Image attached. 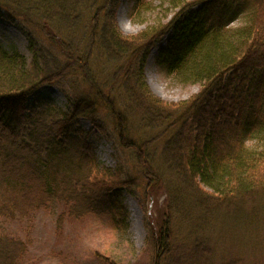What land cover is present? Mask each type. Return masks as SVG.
Masks as SVG:
<instances>
[{
  "label": "trees",
  "instance_id": "16d2710c",
  "mask_svg": "<svg viewBox=\"0 0 264 264\" xmlns=\"http://www.w3.org/2000/svg\"><path fill=\"white\" fill-rule=\"evenodd\" d=\"M152 2L138 0L135 14L153 12ZM118 3L0 0V17L23 29L32 55L27 61L0 45V264H14L27 250L2 234L3 220L59 205L62 234L66 222L117 215L121 208L111 193L124 188L138 197L143 187L146 195L145 183L150 188L161 180L156 159L197 195L200 210L241 223L258 212L264 153L248 144L264 140V0L163 1L164 19L133 36L117 24ZM245 13L248 23L232 29ZM169 32L160 62L182 85L199 86L180 102L157 97L144 77L150 51ZM98 48L109 64L104 78L93 67ZM80 79L87 93L76 86ZM46 84L64 92L67 110L49 100L29 105ZM102 114L114 122L117 150L139 164V177L102 167L77 132L78 120L86 118L108 137ZM131 119L153 134L130 138ZM147 228L152 264H244L239 258L218 263L203 240L175 243L170 218Z\"/></svg>",
  "mask_w": 264,
  "mask_h": 264
},
{
  "label": "rangeland",
  "instance_id": "374dc122",
  "mask_svg": "<svg viewBox=\"0 0 264 264\" xmlns=\"http://www.w3.org/2000/svg\"><path fill=\"white\" fill-rule=\"evenodd\" d=\"M151 1L155 8L153 12L145 8L135 14L138 0H119L115 10L116 21L125 35H137L164 17L165 13L158 8L167 0ZM248 20L245 13L231 27H243ZM172 35L169 32L152 48L144 66V77L157 97L167 102H180L198 93L199 86L182 85L160 62V51L167 47ZM0 45L7 51H18L27 61L32 57L23 29L2 17ZM93 67L100 78H104L109 71V64L99 48L95 51ZM68 83L73 84L69 79ZM77 83L79 91L87 93L81 79ZM42 100H49L63 110L69 107L64 92L51 84L41 86L29 99V105L36 107ZM102 119L108 129V137L95 129L86 118L78 120L76 130L88 140L102 167L112 170L119 168L124 174L139 177V164L135 158L115 147L112 134L114 122L103 114ZM135 121H130V138L139 140L147 133L153 134ZM248 146L253 151L264 153L263 139L253 140ZM156 160L154 167L161 180L150 188V184L145 183L148 188L146 195L143 187L138 189V197L132 196L124 188L111 193V200L121 208L117 215L102 213L82 221L66 222L62 234L57 227L61 212L59 205L24 219L3 220L2 234L27 245L26 253L14 264H107L97 253L118 264H152L155 254L148 244L147 225L151 222L156 227H162L167 218H170L171 234L177 244L203 240L214 250L218 263L239 258L244 264H264V196L258 202L260 207L255 216L243 223L235 221L236 218L228 214L220 216L215 211L206 213L196 206L197 195L182 186L181 181Z\"/></svg>",
  "mask_w": 264,
  "mask_h": 264
},
{
  "label": "bare ground",
  "instance_id": "6f19581e",
  "mask_svg": "<svg viewBox=\"0 0 264 264\" xmlns=\"http://www.w3.org/2000/svg\"><path fill=\"white\" fill-rule=\"evenodd\" d=\"M103 149V148H102Z\"/></svg>",
  "mask_w": 264,
  "mask_h": 264
}]
</instances>
